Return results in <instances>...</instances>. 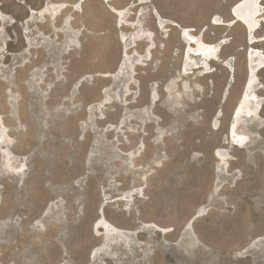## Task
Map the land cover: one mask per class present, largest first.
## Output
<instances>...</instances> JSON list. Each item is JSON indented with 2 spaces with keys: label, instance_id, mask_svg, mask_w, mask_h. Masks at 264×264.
<instances>
[{
  "label": "rangeland",
  "instance_id": "obj_1",
  "mask_svg": "<svg viewBox=\"0 0 264 264\" xmlns=\"http://www.w3.org/2000/svg\"><path fill=\"white\" fill-rule=\"evenodd\" d=\"M238 1L0 0V264H264V68L229 137L264 24L224 26ZM185 28L220 45L188 74Z\"/></svg>",
  "mask_w": 264,
  "mask_h": 264
},
{
  "label": "bare ground",
  "instance_id": "obj_2",
  "mask_svg": "<svg viewBox=\"0 0 264 264\" xmlns=\"http://www.w3.org/2000/svg\"><path fill=\"white\" fill-rule=\"evenodd\" d=\"M141 2H144L145 0H140ZM103 2H110V0H103ZM150 2V0H149ZM147 2V3H149ZM153 2V0H151ZM79 8V6H78ZM80 11V9H79ZM235 16L238 20L241 22H244L250 30V40L249 41L252 44L260 40L256 37V35H253L254 33L258 32L263 24H264V6H263V0H242L239 1L237 5H235ZM156 14L158 15V18L160 19L161 25L167 23L174 25L176 27V23L169 21L165 19L162 15H160L159 11H156ZM220 22V18H219ZM223 24V23H222ZM220 24V25H222ZM259 25V28L256 27ZM164 28H167V25L164 26ZM182 38H183V44L185 45V55H184V72L185 74H188V71L195 70L198 68L200 62L197 60V58H200L205 66H208V61L216 60L217 57H219V49L220 45L217 44H207L204 42L201 38V36H196L192 33L191 29L185 28L182 31ZM263 39V38H262ZM249 40V39H248ZM249 57L251 58V62H253L254 55L258 53L259 51L256 49H250ZM260 53V52H259ZM258 59L255 61H259V64L253 65L251 64L250 70H249V77L248 80L245 83L244 91H246V94L244 97L242 96L240 99V102L236 106L234 113H233V119L231 125H229V137L231 142L233 141L234 145L237 148H244L248 144L249 137L245 134H240L239 131V120L240 119H247L250 118L251 120L254 119L255 116L258 115V111L261 108V99L256 94L255 89L258 84L257 80V74L259 71H261L264 67V57L263 55H258ZM256 64V63H255ZM230 65V64H229ZM231 66V65H230ZM184 74V75H185ZM250 92V94H249ZM244 93V92H243ZM220 112V111H219ZM223 115H221L222 117ZM221 117L216 116L214 119L215 128L220 125V119ZM0 144L3 146H6L10 144L8 141V131L6 127L2 124V120L0 118ZM223 151V150H221ZM220 151V152H221ZM227 154V153H225Z\"/></svg>",
  "mask_w": 264,
  "mask_h": 264
},
{
  "label": "flooded vegetation",
  "instance_id": "obj_3",
  "mask_svg": "<svg viewBox=\"0 0 264 264\" xmlns=\"http://www.w3.org/2000/svg\"><path fill=\"white\" fill-rule=\"evenodd\" d=\"M239 1H242V0H239ZM239 1L237 2V3H235L232 7H231V10H230V12H231V15H232V20L231 21H228V22H224L225 24H223L224 26H226V27H232V26H234L235 24H237V23H240L241 25H243L244 27H245V29H246V32H247V41H248V44H250L251 45V43L249 42V41H251L250 40V30L247 28L248 26L244 23V22H241L240 20H238L237 19V17L235 16L236 14H235V5H237L238 3H239ZM263 2H264V0H263ZM223 25H219V26H223ZM192 30V32L194 31L193 29H191ZM259 32V31H258ZM258 32H256V33H254L253 35H256V37L257 38H259L258 36H257V33ZM163 34V33H162ZM162 34H160L161 35V38H160V40L161 41H164V40H168V38L170 37V36H168V37H163L162 36ZM249 39V40H248ZM259 42V41H258ZM258 42H255V43H258ZM254 43V44H255ZM253 45V44H252ZM184 55H185V52H184ZM209 63H208V66L210 65V62L211 61H208ZM199 68V67H198ZM197 68V69H198Z\"/></svg>",
  "mask_w": 264,
  "mask_h": 264
},
{
  "label": "water",
  "instance_id": "obj_4",
  "mask_svg": "<svg viewBox=\"0 0 264 264\" xmlns=\"http://www.w3.org/2000/svg\"><path fill=\"white\" fill-rule=\"evenodd\" d=\"M92 262H93V261H91L90 264H91ZM105 263L108 264V262H105ZM112 263H113V262H112ZM113 264H115V263H113Z\"/></svg>",
  "mask_w": 264,
  "mask_h": 264
}]
</instances>
